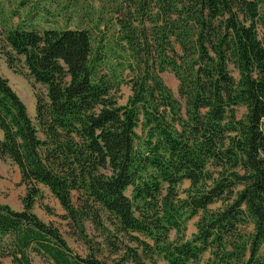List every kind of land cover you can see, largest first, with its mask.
<instances>
[{
	"label": "trees",
	"instance_id": "trees-1",
	"mask_svg": "<svg viewBox=\"0 0 264 264\" xmlns=\"http://www.w3.org/2000/svg\"><path fill=\"white\" fill-rule=\"evenodd\" d=\"M123 1L148 21L138 36L121 25L119 42L96 41L87 28L5 32V46L44 91L32 118L0 74V158L17 165L27 186L22 210L0 202V255L18 264H29V250L54 264H143L142 255L264 264V0ZM125 68L131 95L119 104ZM164 71L177 78L182 102ZM38 185L80 229L104 213L136 246L112 263L76 254L33 212Z\"/></svg>",
	"mask_w": 264,
	"mask_h": 264
},
{
	"label": "rangeland",
	"instance_id": "rangeland-1",
	"mask_svg": "<svg viewBox=\"0 0 264 264\" xmlns=\"http://www.w3.org/2000/svg\"><path fill=\"white\" fill-rule=\"evenodd\" d=\"M24 2V3H23ZM128 3L123 0H0V74L3 75L11 87L16 91L27 106L29 115L35 116L36 95L44 91L43 85L35 82L25 66L23 56L16 55L5 46L4 35L7 29L21 24L35 27L39 30L46 28H87L94 40L103 39L105 42H119L123 35L121 25L134 27L135 36H138L142 22L148 20L132 9L128 12ZM264 42V30H259ZM136 40V38H135ZM126 59L134 62L131 51L128 49ZM119 58L116 57L115 62ZM124 60V59H122ZM107 71V68L104 69ZM124 80L120 83L115 97L119 104H126L131 95L129 83L132 74L125 68L122 74ZM165 84L173 95L179 99L178 80L171 71L160 73ZM245 107L237 108V116L241 117ZM0 137L2 132L0 130ZM190 183L184 180L179 185V192L185 196V190ZM39 194L35 198L33 212L45 223L52 224L59 229L67 240L72 250L82 257L93 252L112 263L126 253V246L135 247L136 244L128 236L114 232L112 224L104 213L99 220H84L83 228L75 222H70L65 216L66 211L51 193L48 187L38 185ZM27 194V186L21 180V174L17 165L9 159L0 158V202L10 205L15 210L24 208V200ZM219 203L212 205L216 208ZM199 215L186 222L184 230L185 238H190L196 232V223ZM170 238H175V231L170 232ZM118 248L119 250H115ZM141 252V249H140ZM29 264H54L51 260L39 255L33 250L27 253ZM207 255L203 256L201 264ZM143 264H167L165 260L154 255L147 257L142 255ZM0 264H18L10 255H0ZM126 264H136L127 261Z\"/></svg>",
	"mask_w": 264,
	"mask_h": 264
}]
</instances>
